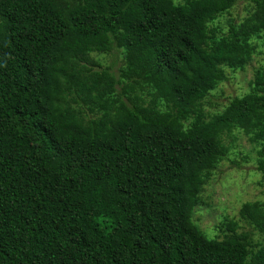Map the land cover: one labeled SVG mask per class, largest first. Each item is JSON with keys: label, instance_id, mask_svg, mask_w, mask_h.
Returning <instances> with one entry per match:
<instances>
[{"label": "trees", "instance_id": "trees-1", "mask_svg": "<svg viewBox=\"0 0 264 264\" xmlns=\"http://www.w3.org/2000/svg\"><path fill=\"white\" fill-rule=\"evenodd\" d=\"M259 44L264 0H0V264H264L263 201L194 219L240 134L264 179V64L214 98Z\"/></svg>", "mask_w": 264, "mask_h": 264}, {"label": "rangeland", "instance_id": "rangeland-1", "mask_svg": "<svg viewBox=\"0 0 264 264\" xmlns=\"http://www.w3.org/2000/svg\"><path fill=\"white\" fill-rule=\"evenodd\" d=\"M237 13L242 15L243 8L239 7ZM255 53L258 54L253 56L244 70L228 71V80L223 82L214 98L224 101L227 96L238 95L247 90L248 81L252 78L254 71L264 64V46L259 44ZM110 60L111 57L105 55L103 62L108 63ZM221 94L222 96H220ZM254 145L247 135L240 134L235 140L237 152L231 155V158L237 157L239 159L240 156L248 154L251 160L243 161L240 167L235 163L230 164L229 161L222 162L221 165H218L210 183L204 186L203 201L199 206L200 210L196 211L194 219L208 236L220 235L218 226L224 217H239L240 200L236 196L237 192L243 191L241 195L243 200H261L264 203V179L260 180V172L255 171L256 163L253 159L255 152L252 149ZM248 229L249 227L245 224L240 228V230Z\"/></svg>", "mask_w": 264, "mask_h": 264}]
</instances>
